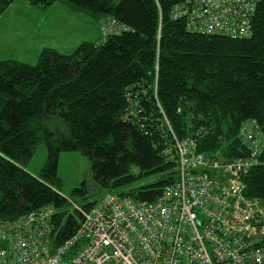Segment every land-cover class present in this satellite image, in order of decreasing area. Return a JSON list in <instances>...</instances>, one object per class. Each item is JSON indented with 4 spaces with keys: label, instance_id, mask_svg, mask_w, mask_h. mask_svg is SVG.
<instances>
[{
    "label": "trees",
    "instance_id": "16d2710c",
    "mask_svg": "<svg viewBox=\"0 0 264 264\" xmlns=\"http://www.w3.org/2000/svg\"><path fill=\"white\" fill-rule=\"evenodd\" d=\"M16 1L0 0V17ZM21 1L42 10L60 3L126 30L107 37L101 30L100 40L71 54L45 47L36 65L0 60V219L52 206L55 243L75 234L83 216L59 193L63 152L87 156L106 195L151 203L179 175L177 161L163 153L173 138L166 120L178 140L193 138L199 152L226 161L249 155L244 122L255 120L264 135V0L254 4L247 37L189 31L173 17L182 0ZM55 118L65 135L49 129ZM41 144L47 160L36 178L24 166ZM244 182L247 197L264 205V151ZM87 193L85 183L74 191Z\"/></svg>",
    "mask_w": 264,
    "mask_h": 264
},
{
    "label": "built area",
    "instance_id": "2783aa9c",
    "mask_svg": "<svg viewBox=\"0 0 264 264\" xmlns=\"http://www.w3.org/2000/svg\"><path fill=\"white\" fill-rule=\"evenodd\" d=\"M258 1L182 0L173 17L191 32L247 37ZM100 25L104 37L126 30L114 19ZM166 125L173 138L163 153L177 161L179 175L158 200L108 194L89 211L75 206L82 222L61 244L52 206L0 219V264H264V205L247 197L244 182L264 151L258 123L242 124L249 155L231 161L199 152L195 139L178 140Z\"/></svg>",
    "mask_w": 264,
    "mask_h": 264
},
{
    "label": "rangeland",
    "instance_id": "374dc122",
    "mask_svg": "<svg viewBox=\"0 0 264 264\" xmlns=\"http://www.w3.org/2000/svg\"><path fill=\"white\" fill-rule=\"evenodd\" d=\"M59 7L60 5L55 6V8ZM63 8L67 10L65 7ZM49 10L50 8L42 10L21 0L10 6L0 18V43L4 45L3 49H0L2 50L0 60L14 59L36 65L38 56L42 51V49L39 50L41 46L52 48L57 45V48L62 51L60 53L71 54L83 41L97 39L95 35L98 32L94 33L93 30L95 31L98 28L99 23L90 17L79 13L72 15L78 28L74 32L79 33L74 34V39H70L65 34L66 26L63 23L60 24L61 16L57 17L55 14L49 13ZM51 12H55V10L53 9ZM68 13L71 14L69 11ZM87 24L91 25L89 29L85 27ZM71 31L68 30L67 32L70 33ZM100 34L102 35L101 31ZM49 129L59 135L67 133V128L60 118L52 119L49 122ZM46 160L47 149L44 144H41L36 148L33 157L24 166L25 170L34 177L39 178ZM58 174L62 180L59 193L69 201L71 213L74 212L75 206L82 207L87 203L99 201L108 193L107 190L96 188L90 161L81 152L61 153ZM147 182L148 180L144 181V183ZM83 183L86 184L88 190L86 198L74 195V191L82 188Z\"/></svg>",
    "mask_w": 264,
    "mask_h": 264
},
{
    "label": "crops",
    "instance_id": "0c3cea01",
    "mask_svg": "<svg viewBox=\"0 0 264 264\" xmlns=\"http://www.w3.org/2000/svg\"><path fill=\"white\" fill-rule=\"evenodd\" d=\"M58 5H60V7L59 8H55V6H58ZM63 7H65L67 10H65ZM55 10V12H51L52 10ZM50 12L49 13H52V14H55V16H57V17H59V16H61V21H60V24L61 23H63L66 27V35H68L69 37H70V39H74V34H76V33H79V32H74V31H76L78 28H77V24H76V21H75V19L73 18V16L72 15H75L76 13H73V12H71L66 6H64V5H62V4H55L53 7H51L50 8V10H49ZM68 11L69 12H71V14H69L68 13ZM6 13V12H5ZM4 13V14H5ZM1 18V17H0ZM71 22V23H70ZM97 25H98V23H97ZM100 25V24H99ZM99 25H98V28H96V30L94 31L93 30V32L94 33H97L96 35H95V38H97L96 40H94V41H97V40H100L101 39V37H102V35L100 34V31H101V27H99ZM85 27H87V29H89L90 27H91V25L90 24H87ZM71 29H75V30H72L71 31ZM68 30H70L71 32L69 33V32H67ZM74 32V33H73ZM81 33V32H80ZM83 42H85V41H83ZM82 42V43H83ZM91 42H93V41H91ZM3 47H4V45L2 44V43H0V49H3ZM48 47V46H47ZM43 48H45V46H41V47H39V50H41V49H43ZM52 48H54V49H56L57 51H59V52H62L59 48H57V45L56 46H54V47H52ZM2 53V50H0V54ZM38 58H39V56H38ZM2 60H5V59H2Z\"/></svg>",
    "mask_w": 264,
    "mask_h": 264
}]
</instances>
